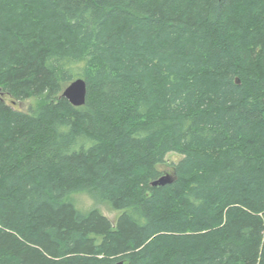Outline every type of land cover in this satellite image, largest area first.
<instances>
[{
  "label": "trees",
  "instance_id": "obj_1",
  "mask_svg": "<svg viewBox=\"0 0 264 264\" xmlns=\"http://www.w3.org/2000/svg\"><path fill=\"white\" fill-rule=\"evenodd\" d=\"M0 92V264H264V0H0Z\"/></svg>",
  "mask_w": 264,
  "mask_h": 264
},
{
  "label": "rangeland",
  "instance_id": "obj_2",
  "mask_svg": "<svg viewBox=\"0 0 264 264\" xmlns=\"http://www.w3.org/2000/svg\"><path fill=\"white\" fill-rule=\"evenodd\" d=\"M0 98L8 102V96L0 92ZM9 103V102H8ZM36 100L34 98L24 100L22 102H16L15 105L25 111L28 109L29 106L35 105ZM181 155L175 153V152H170L166 155L165 160H166V170H169L170 164H175L179 159H181ZM164 169V168H163ZM71 202L75 205V207L80 210V211H87L90 208H97L99 212L106 216L110 221L114 222L116 218L119 216V214L122 211H117L111 209L107 204L104 203H95L93 199L89 197V195L86 192H76L73 193L70 196Z\"/></svg>",
  "mask_w": 264,
  "mask_h": 264
},
{
  "label": "water",
  "instance_id": "obj_3",
  "mask_svg": "<svg viewBox=\"0 0 264 264\" xmlns=\"http://www.w3.org/2000/svg\"><path fill=\"white\" fill-rule=\"evenodd\" d=\"M86 92L87 89L84 79L76 78L66 85L61 95L65 97L71 105L81 106L85 103ZM171 181H172L171 175L169 173H165L162 176H160L158 179L154 180L151 183V185L163 186L165 184L170 183ZM110 264H130V263L124 259H120Z\"/></svg>",
  "mask_w": 264,
  "mask_h": 264
}]
</instances>
